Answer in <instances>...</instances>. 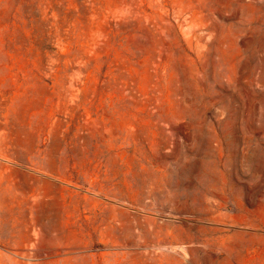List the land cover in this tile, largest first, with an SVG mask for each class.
Masks as SVG:
<instances>
[{"label":"rangeland","instance_id":"1","mask_svg":"<svg viewBox=\"0 0 264 264\" xmlns=\"http://www.w3.org/2000/svg\"><path fill=\"white\" fill-rule=\"evenodd\" d=\"M0 264H264V0H0Z\"/></svg>","mask_w":264,"mask_h":264}]
</instances>
